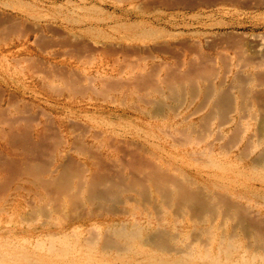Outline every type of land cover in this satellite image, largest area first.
I'll return each mask as SVG.
<instances>
[{"label": "rangeland", "instance_id": "1", "mask_svg": "<svg viewBox=\"0 0 264 264\" xmlns=\"http://www.w3.org/2000/svg\"><path fill=\"white\" fill-rule=\"evenodd\" d=\"M255 48L264 53V0H0V248L14 257L2 263H148L146 256H167L144 241L163 230L181 250L191 244L217 256L228 244L239 248L236 259L244 250L263 257L264 169L253 161L264 149L254 146L264 96L234 91L233 108L242 111L230 126L211 93L216 76L223 79L217 94L239 86L231 73ZM27 125L46 138L31 133L38 148L11 138ZM87 129L101 134L98 141L82 136ZM56 141L64 143L60 154ZM132 152L214 199V213L199 217L165 200ZM51 173L69 177V191L37 184ZM95 176L110 178L127 206L89 200L85 186ZM227 195L242 197L258 232L218 204ZM124 226L136 233L129 242L113 233ZM107 237L120 252L104 248ZM65 238L76 251L51 250L64 248Z\"/></svg>", "mask_w": 264, "mask_h": 264}, {"label": "bare ground", "instance_id": "2", "mask_svg": "<svg viewBox=\"0 0 264 264\" xmlns=\"http://www.w3.org/2000/svg\"><path fill=\"white\" fill-rule=\"evenodd\" d=\"M252 53H253L252 59L246 58L248 61L246 59H244L246 61L245 66H243V67L241 66V68L237 71H232L231 75L233 77V80L235 81V83H238L239 86H232L231 94L230 93L229 94H225V93L217 94L219 92L220 87L222 86L223 79L220 76H216L214 79L212 78L213 80L211 79L212 80L211 82H213L212 83L213 89H212L211 93H212V97L216 98V101H215L216 111L218 112L220 118L223 121H225V122H223V123H225V125L233 126V125H236L237 122H239L238 120H240V119H238V115L240 116V114H241L240 111H242V110H239L238 108H236V106H235V108H233L234 107V105H233L234 104V100H233L234 99L233 98V92L234 91L237 92L239 95L255 93L257 95H261V96L263 95L264 96V71H261V68L264 67V63H263L264 53L260 48H255ZM244 54H245V51H244ZM247 57H250V56H247ZM243 62L244 61H242L241 63H243ZM243 65H244V63H243ZM240 108H242V107H240ZM232 114L235 116H231ZM25 127H27V128H24V135H21V138L19 136H15V134H12L11 138L14 140V142H18V140H20V142L22 144H26L28 146H31L32 148H38L39 147L38 144H40V142L43 143L46 141V138L43 136L41 129H39V128L30 129V127L28 125ZM63 128H65L64 131H66V133L63 134V139L65 142L67 140V143L69 144V142L71 141V138L67 134L68 132L66 130V127L63 126ZM85 128H88V127H85ZM89 130H90V132H88ZM237 130H238V128H237ZM233 132H234V130H233ZM31 133L35 135L34 136L35 140L39 139L40 142H38L37 145L33 144L31 142ZM100 135L97 133H94L93 129L92 130L87 129V131H85V132L83 131L82 136L84 138L90 140V142L93 144V141H95V140L98 141V139L100 138ZM238 139H239V137H238ZM54 144L52 146H54L55 148L51 146L52 148H54V149L51 148L52 151H55V149L58 150V148H61V150H59V152H58V154H60L63 151L64 143L56 141ZM235 144H238V143H235ZM263 144H264V130H263V134H262V138L260 139V142L255 143L254 146H255V148H257V147L259 148V147L263 146ZM88 146H90V145H88ZM247 148H248V146H247ZM231 150H232V147H231ZM246 151H244V152H246ZM92 154H94V153H92ZM130 154H128V155H130ZM95 156L97 157V155H94V157ZM130 157H132L134 162L137 161L138 164H140V166H139V168L141 167L140 169L147 171V180L156 187V189L162 194V196L164 197L165 200H173L179 206L190 207L193 210H195V211H193L191 209L192 212H196V214H198L199 217H200V215H205V214L206 215L207 214L212 215L214 213V209H213L212 205H210L211 201H213L214 199H211V201L208 200L209 197H205L204 195H202V192H200L199 189L193 187L194 185H190V184H188V182L186 183V181H187L186 177L184 178V179H186V181L180 182V181H178L179 179L176 180L175 178L167 177L162 170L158 169V166H154V164H150V163H148V161L146 162V161L138 158L137 153L132 152ZM94 159L96 160V158H94ZM99 159H97V160L99 161ZM253 162L256 165H259V167L264 169V149L262 152L259 153L258 157H256L255 161H253ZM88 164H90V163H88ZM90 166H91L90 170L92 171L95 164L94 163L90 164ZM99 167H100V170L104 171L105 166L103 167V169L100 165H99ZM83 172H84V170H83ZM80 174H82V173H80ZM41 177H43V175L42 176L40 175V180L37 182V184L38 185L40 184L42 186V188H44L45 190H49V191L52 190V192L55 190L58 193L69 191V188H68L69 187L68 180H70L69 177H66L65 182H62L63 180L53 176L52 173L50 174V177L48 180H44V179L41 180L42 179ZM37 178H39V177H37ZM103 178L100 179V177H96V176L91 177L86 186L84 185L85 184L84 182L82 183V181H83L82 180L81 183H79L78 188L80 187V188L84 189L83 187L84 186L86 187V193L88 194L89 200L90 199L100 200V201H103L104 203L108 202L107 204H113L112 206L115 205V206H120V207H126L127 206V199H129V198L121 199L120 196L117 194L118 192L116 190L118 188V186L116 184L112 183L110 178L109 179H108V177H107V179L105 177H103ZM80 179H83V178H80ZM188 180H190V179H188ZM70 181H72V180H70ZM99 184H106L107 185L106 190L100 191L98 188ZM80 188H79V190H82ZM241 198L239 196H234V195H227L226 197H224V196L218 197L217 196L216 201H218L219 202L218 204H220L227 211H230V212L232 211L234 213V215L241 222V225L246 230L258 232L257 230H258L259 221L254 218V216L252 215L253 213H251L252 211L251 212L248 211L247 209L244 208V206H242L240 203L237 202L238 200H243ZM168 202H170V201H168ZM101 205L103 206V204H101ZM104 206H105V204H104ZM105 207H107V206H105ZM114 208L115 207H110V205H109L105 209L108 212V211H113L112 209H114ZM115 209H114V212H115ZM86 214L87 213H85L84 215H86ZM92 215H93V213H92ZM199 217H198V219H199ZM83 218H84V216H83ZM203 218H204V216H203ZM203 218H201L202 220H200V221H203L205 219V218L204 219ZM205 221H206V219H205ZM130 230L131 229H128V227L124 226L121 229H114L113 233L116 235V237L118 239H124V240H127V242H129V240H130L129 238H131L132 236L133 237L136 236V233L132 232ZM137 231H140V230L137 229ZM137 233H139V232H137ZM154 233L155 234L152 233L153 235L147 236L148 238L146 240H144L145 243H147V245H149L152 249H157L158 251H161L162 253L166 254L167 256L166 257L146 256L147 260H149L148 263L144 262L141 264H264V256L263 257L262 256L261 257H257V256L256 257H249V254H248L249 250L248 251L244 250L242 253L241 259H236L235 255L238 254L239 248L236 247L235 245H228L227 244V246L225 248L220 247V253L217 254V256H212V252L210 250L206 251L205 253H198L196 251V249L194 248V246H190L191 244L188 245L189 247H187V249L185 248L186 250H184V249L181 250V249L177 248L175 245H177L179 242L175 243V240L178 239V241H179V238H174L175 236L172 237V239L167 238L168 234H166V231H164V230L158 231L157 233L155 231ZM173 235H171V236H173ZM133 237H132V239H133ZM58 238H57V240H59ZM54 240H55V242L57 241L56 239H54ZM182 241H180L181 244H183ZM55 242L52 241L51 244H53V243L55 244ZM172 243H175V245H172ZM6 244H8L9 246L14 245V244H11L10 242L9 243L6 242ZM37 244L39 247L41 245H44V242L38 241ZM62 244H65L64 248L53 247L51 250L56 251V252H61L63 254H67L69 252L71 253V252L76 251L75 247L74 248L70 247L71 245L69 244L68 239L65 238V239L61 240V245ZM104 245L106 246L104 248L116 249V250L118 249L117 251H119V252L121 251V248H122L120 245V242H118L117 239H114L112 237L104 238ZM41 247L43 248V246H41ZM16 249L18 250L19 248H16ZM126 249H127V247H125V252L126 251H129V252L132 251L130 248L127 250ZM2 250L3 249L0 248V264H3L2 263L3 261L14 260V257L12 255H9L8 252H6L5 254H2ZM19 251L23 252V251H26V249L21 248ZM168 255H170V256L168 257ZM223 258H225V260H223ZM251 258H252V260H251ZM258 260L260 262H258ZM27 261L32 262L31 259H29Z\"/></svg>", "mask_w": 264, "mask_h": 264}]
</instances>
